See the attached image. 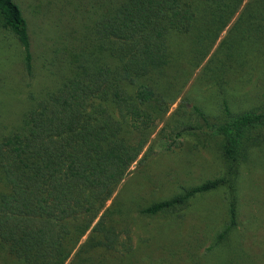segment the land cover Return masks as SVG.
<instances>
[{
	"label": "trees",
	"instance_id": "16d2710c",
	"mask_svg": "<svg viewBox=\"0 0 264 264\" xmlns=\"http://www.w3.org/2000/svg\"><path fill=\"white\" fill-rule=\"evenodd\" d=\"M244 1L120 0L99 14L77 44L47 58L42 71L54 85L32 97L18 124L0 135V179L6 187L0 192V248L17 264L66 262L143 150L144 140L129 142L125 133L148 132L157 124L237 13L217 62L202 74L221 96L224 116L209 125L225 175L142 211L173 210L216 189L237 173L249 146L264 142L253 134L264 128V95L256 97L254 108L230 107L240 97L242 75L264 61V0ZM0 23L19 41L24 70L31 74L28 26L14 0H0ZM192 116L191 131L210 122L197 106ZM236 202L234 191L227 203L230 223L218 241L236 227ZM108 212L92 227L106 250L117 239ZM97 259L82 257L76 264H115L103 254Z\"/></svg>",
	"mask_w": 264,
	"mask_h": 264
},
{
	"label": "rangeland",
	"instance_id": "374dc122",
	"mask_svg": "<svg viewBox=\"0 0 264 264\" xmlns=\"http://www.w3.org/2000/svg\"><path fill=\"white\" fill-rule=\"evenodd\" d=\"M119 1L14 0L27 22L33 66L27 74L22 46L0 23V135L18 124L21 113L32 105V97L54 85L42 71L47 58L61 56L64 47L77 44L99 14L106 15ZM237 15L219 33L157 124L148 132L125 133L129 142L144 140L143 150L64 264H76L82 257L98 261L102 254L115 264H221L233 255L226 264H264V142L249 146L239 160L237 173L216 189L197 193L173 210L156 214L142 211L154 202L225 175V163L209 125L224 116L221 96L202 74L205 67L217 62L224 49L220 44ZM47 47L50 53H45ZM261 67L242 75V87L236 93L243 104L237 100L231 109L258 105L256 97L264 95V61ZM194 106L208 114L210 122L191 131ZM253 134L264 137V128ZM2 191L6 187L0 179ZM234 191L236 227L218 241V234L230 223L227 203ZM106 208L110 216L107 224L117 233L113 248L107 250L100 234L92 231ZM0 261L17 264L2 248Z\"/></svg>",
	"mask_w": 264,
	"mask_h": 264
}]
</instances>
